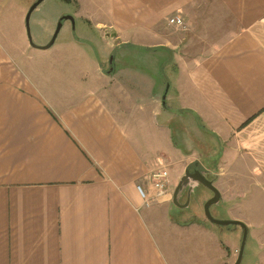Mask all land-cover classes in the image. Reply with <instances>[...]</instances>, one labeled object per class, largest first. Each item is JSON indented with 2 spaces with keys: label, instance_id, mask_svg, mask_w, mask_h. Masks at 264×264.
I'll list each match as a JSON object with an SVG mask.
<instances>
[{
  "label": "crops",
  "instance_id": "1",
  "mask_svg": "<svg viewBox=\"0 0 264 264\" xmlns=\"http://www.w3.org/2000/svg\"><path fill=\"white\" fill-rule=\"evenodd\" d=\"M67 1L96 34L28 43L34 55L0 37V264H171L159 233L214 232L172 218L195 167L222 205L234 180V220L264 264V0ZM72 42L96 46L93 74L65 63ZM44 57L55 75L31 65ZM161 168L170 193L157 199Z\"/></svg>",
  "mask_w": 264,
  "mask_h": 264
},
{
  "label": "rangeland",
  "instance_id": "2",
  "mask_svg": "<svg viewBox=\"0 0 264 264\" xmlns=\"http://www.w3.org/2000/svg\"><path fill=\"white\" fill-rule=\"evenodd\" d=\"M35 1L36 0H29V2L27 0H0V37L4 38L3 36L5 35L9 40L22 42L33 55L39 54L42 51L32 49L29 46L28 40L26 39L25 26L23 25L26 11H28ZM22 7L25 13L18 14ZM77 8L78 7H76L74 3L67 0H43L38 6V9L31 14L30 22L28 24L30 27L32 43L36 45L37 43L45 42L44 45H47L51 39L50 37H52L56 29V23H58L59 19L63 16H73L74 11L77 10ZM83 22L84 21L78 17L75 18L73 23L71 21L63 20L58 36H56L57 38L53 45V49L50 50L53 51L57 48H62V45H65L63 42L66 39L71 40L74 37H82L85 34L91 36L92 32L96 34L94 29ZM94 22L95 20H92L90 23L94 24ZM19 34H21V37ZM95 48L96 46L92 48L90 47L91 50H89L86 46H79L72 42L67 49L69 50V53L66 54L68 61L65 62V59L59 60L65 63L75 62L79 66V71L93 74L94 65L91 62V58L95 56L92 55V52L96 50ZM138 54L140 55L141 53L132 52L127 55L123 61L128 65L132 64V66H134L139 63L137 60ZM53 62H56V60L52 57H44V59L40 60L39 58H32L31 65L38 68L40 63L43 64V72L48 76H52L55 75L52 70ZM140 67H142L141 64ZM214 145L215 144H213V147ZM215 146H217L216 149L218 150L219 144H216ZM190 149L191 147H189V150ZM180 156L184 157L185 155L184 153H181ZM192 167L195 166L192 165L190 168ZM206 179L212 181L215 188L218 187L219 184L214 180L213 176H208ZM225 180L232 185L231 190L227 191L228 196H230H225L227 200H225L226 202L224 205L221 203L212 205L210 207V213L212 217L217 220H234V180H230L228 177H225ZM176 185L174 186L175 188ZM188 191L191 193L189 194L187 207L183 209L178 208L179 210L173 209V212L176 215H172V218L176 220L179 219L180 221H189L190 223L204 224L207 228L214 230V232H210V229H202L197 225H191L186 227L185 231H178V234L169 230V233H167L166 236L159 233L160 243L164 249L165 255L169 258L170 263L234 264L241 244V229L235 226L216 227V225L208 222L203 214V205L206 200L212 197V193L203 186L193 182L190 183V190ZM182 193L179 195L178 202L183 203L181 205H184L186 201L183 202L185 196H182ZM255 248L256 247L250 243L249 239H246L241 264H254L256 262L254 255Z\"/></svg>",
  "mask_w": 264,
  "mask_h": 264
},
{
  "label": "water",
  "instance_id": "3",
  "mask_svg": "<svg viewBox=\"0 0 264 264\" xmlns=\"http://www.w3.org/2000/svg\"><path fill=\"white\" fill-rule=\"evenodd\" d=\"M43 2V0H36L28 9V11H26V16L24 19V23H25V32H26V39L28 40V43L30 44L31 47L36 48V49H40V50H46L49 47H51L56 39V36L58 35L60 29H61V24L63 20H70L73 23V19L70 16H63L59 19L56 29L52 35V37H50V41L47 45L42 46V47H38L36 45H34L32 43V39H31V35H30V27H29V22H30V17L31 14L33 13V11H35L36 9H38V6ZM71 23V24H72ZM189 179H191L192 181L201 184L202 186H204V188L208 189L211 193H212V197L209 200H206V202L203 205V214L205 219L210 222L211 224L216 225V227H224V226H235V227H239L242 231V239H241V244L239 247V251H238V256L237 259L235 261L234 264H241L242 261V253H243V248L245 245V241H246V237H247V228L246 226H244V224H242V222L240 221H236V220H217L215 218L212 217L211 213H210V207L212 205L217 204L220 200V193L218 192V190L214 187L213 182L206 179L205 175L203 172H199L198 170H195L194 172L190 173L188 170H185L184 175H182L181 179L179 180V182L176 185V188L173 189V194H172V204L175 207L178 208H186L188 205V201H189V194H188V198L186 200V203L184 205L179 204L178 202V198L181 192V188L185 187L186 182L189 181Z\"/></svg>",
  "mask_w": 264,
  "mask_h": 264
},
{
  "label": "built area",
  "instance_id": "4",
  "mask_svg": "<svg viewBox=\"0 0 264 264\" xmlns=\"http://www.w3.org/2000/svg\"><path fill=\"white\" fill-rule=\"evenodd\" d=\"M168 23L179 29L185 28L183 19H181V17L178 16H174L170 18ZM167 176H168V171L166 168H161L151 172L149 176V185H150L149 191H151V196L153 198L160 199L166 196L168 193H170L167 187V178H168ZM136 189L140 194V196L142 197V199L147 201L149 195L146 193V191H144V189L140 185H138Z\"/></svg>",
  "mask_w": 264,
  "mask_h": 264
},
{
  "label": "flooded vegetation",
  "instance_id": "5",
  "mask_svg": "<svg viewBox=\"0 0 264 264\" xmlns=\"http://www.w3.org/2000/svg\"><path fill=\"white\" fill-rule=\"evenodd\" d=\"M195 170L200 171L197 167H195V168L189 169V172L192 173V172H194ZM191 182L196 183V182L192 181L191 179H189V181L186 182L185 187L181 188L182 190H181L180 194H181L182 192L184 193V191H185L184 194L182 193V196H185V199L183 200V202L187 200V198H188V194L191 193L190 191H188V190H190V183H191ZM188 183H189V184H188ZM196 184H198V183H196ZM198 185H201V184H198ZM201 186H202V185H201ZM203 187H204V186H203ZM179 204H183V203H180V202H179Z\"/></svg>",
  "mask_w": 264,
  "mask_h": 264
}]
</instances>
